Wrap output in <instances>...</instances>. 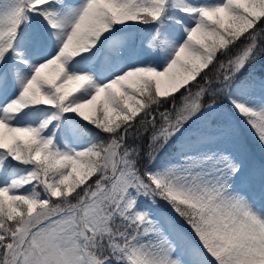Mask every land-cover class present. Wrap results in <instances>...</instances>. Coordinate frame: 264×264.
<instances>
[{
  "label": "rangeland",
  "instance_id": "obj_1",
  "mask_svg": "<svg viewBox=\"0 0 264 264\" xmlns=\"http://www.w3.org/2000/svg\"><path fill=\"white\" fill-rule=\"evenodd\" d=\"M262 18L264 0H0V264H264ZM98 107L90 164L76 124ZM162 143L178 158L150 163Z\"/></svg>",
  "mask_w": 264,
  "mask_h": 264
},
{
  "label": "trees",
  "instance_id": "obj_2",
  "mask_svg": "<svg viewBox=\"0 0 264 264\" xmlns=\"http://www.w3.org/2000/svg\"><path fill=\"white\" fill-rule=\"evenodd\" d=\"M233 11H235L236 13H242V10L240 7L233 8ZM262 20L264 21V18H262ZM254 22H256V21H254ZM261 22H257L256 25L260 26ZM216 27H217V25H216ZM238 34H245V33L239 31ZM228 35H229V31H226V32H224V34H222V33L220 35L218 34L216 37L219 39L218 41H220ZM255 35H257V33ZM218 41H215L213 43L208 42V43L200 44V45L196 46V48L199 49L204 56L209 55V57L211 58L214 56L216 49L220 45V44L218 45V43H217ZM256 42L259 44L261 43V47L264 51V37L262 34H259L256 37ZM259 55L264 58L263 53H262V55L258 54V57H259ZM259 58L256 57V59L251 60L250 65L244 71H247L250 67L255 66V63H257L258 61H261ZM254 61H256V62H254ZM138 89H139V91H142V93H137L136 90L134 91L132 89H129V92L130 93L133 92V93L138 94V96L141 98H144V100H146V99L151 100L152 96H150V94L145 99V94H147L148 92L151 91V85L150 84L148 85L147 82L146 83L144 82V85ZM215 97H216V95L212 96L210 99L214 100ZM221 97H222V99L224 98L223 95H221ZM165 100L164 101L161 100L158 103V105L160 103H162V105H160L161 108L168 106V102ZM115 106L118 107L121 111L125 110L124 107H122V105H120V103L119 104L115 103ZM159 117H160L159 114L155 112L152 116V120L156 121ZM110 123H111V121H109L107 118L104 117V115L102 114V110L100 109V107H98V108H96L95 115H93L91 119L86 120V121H80V122L78 121V123L76 124L78 130L85 134V135L83 134V143H85V148L83 149L84 150L83 158H84V160H86L87 163H90V164H96L97 163V160H98L99 155H100V149H101V147H100L101 141L100 140L102 137V136L101 137H99V136L101 135V132H108L109 131L108 128H109ZM174 149H175V147H174L173 143H171V144L164 143L162 145V147L157 151V153L154 154V158H153V160L152 159L150 160V163L161 164L167 160L174 159V155H173ZM32 151H33V148L30 144H28L26 142L18 141L14 147V152L16 154L15 159L17 161H19L23 158H30ZM135 161L136 162H134V167H136L139 172H144L143 169H141V170L139 169L142 166V164H141L142 161L139 158H136ZM72 187L74 188V187H76V185H73ZM17 200L19 202H23L25 204L24 196L18 197ZM2 204L4 205V203H2ZM2 204L0 206V220L2 219V215H4L5 217L9 216L8 211L6 210L7 209L6 206L5 205L3 206ZM181 209L184 212H186L187 215L189 216V212L185 210L186 208H181ZM2 234H3V231L1 232V229H0V237L2 236ZM2 242H3V239H1V241H0L1 245H2Z\"/></svg>",
  "mask_w": 264,
  "mask_h": 264
},
{
  "label": "bare ground",
  "instance_id": "obj_3",
  "mask_svg": "<svg viewBox=\"0 0 264 264\" xmlns=\"http://www.w3.org/2000/svg\"><path fill=\"white\" fill-rule=\"evenodd\" d=\"M10 135V136H9ZM9 135H7L6 137H5V143H7L8 142V140L11 138V137H13V133L12 134H9Z\"/></svg>",
  "mask_w": 264,
  "mask_h": 264
}]
</instances>
